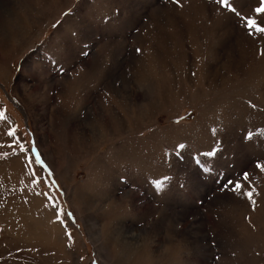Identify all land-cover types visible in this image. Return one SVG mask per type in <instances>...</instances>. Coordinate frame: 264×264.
I'll return each instance as SVG.
<instances>
[{
    "label": "rangeland",
    "instance_id": "rangeland-1",
    "mask_svg": "<svg viewBox=\"0 0 264 264\" xmlns=\"http://www.w3.org/2000/svg\"><path fill=\"white\" fill-rule=\"evenodd\" d=\"M228 2L0 0V264H264V0Z\"/></svg>",
    "mask_w": 264,
    "mask_h": 264
},
{
    "label": "snow or ice",
    "instance_id": "snow-or-ice-1",
    "mask_svg": "<svg viewBox=\"0 0 264 264\" xmlns=\"http://www.w3.org/2000/svg\"><path fill=\"white\" fill-rule=\"evenodd\" d=\"M177 2H179V0H177ZM219 2L222 3L225 7L230 8V10L232 12H234V13L236 12V8L235 7H232L229 4L228 0H219ZM256 11L257 12H264V4H262L261 7L257 8ZM246 23H247V26L249 28H254L257 32L264 33V27H260L257 24V21L255 19L249 18V19H247ZM73 36H76V33H73ZM85 47H87V45H85ZM137 51H140V49H137ZM85 55H87V53H85ZM4 116H5V112L0 111V119H2ZM215 131L216 130L213 129V132L214 133H215ZM15 134H16V130L15 129H11V130H9L7 132V135H9V136L15 137ZM252 136H253V134L251 132H249L248 133V138L249 139H252ZM178 147L181 148V149H183V148L186 147V145L180 144V145H178ZM20 149H21V151H24L25 146L23 144H21L20 145ZM220 150L221 149L219 147H217L213 151L204 153L203 155L204 156H215L216 153L218 151H220ZM35 162L36 163H40V164L43 163V161L40 158L39 153H37V155H36ZM198 163H199V161H198ZM255 167L256 168H259L261 171H264V164L256 163ZM204 171L211 172L212 169L206 167V168H204ZM244 179L245 180L249 179L248 173H245L244 174ZM172 180H173V177H171V176H165V177H163V179H159V180L152 181V183L155 185V188H156L157 191H161V190H163L164 182L165 181L171 182ZM229 186H233V191L242 190L244 188V185L242 183H240L238 181H234V180H227V182L222 185V188L223 189H227ZM178 187L181 188V189H183L184 188V184L183 183H178ZM245 194L248 196L249 199H251L252 196H253V192L252 191H248ZM253 203H255V202L253 201Z\"/></svg>",
    "mask_w": 264,
    "mask_h": 264
},
{
    "label": "bare ground",
    "instance_id": "bare-ground-1",
    "mask_svg": "<svg viewBox=\"0 0 264 264\" xmlns=\"http://www.w3.org/2000/svg\"><path fill=\"white\" fill-rule=\"evenodd\" d=\"M96 245V244H95Z\"/></svg>",
    "mask_w": 264,
    "mask_h": 264
}]
</instances>
